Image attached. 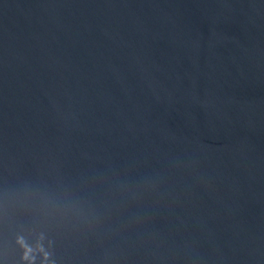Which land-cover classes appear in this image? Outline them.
<instances>
[{
	"label": "water",
	"instance_id": "95a60500",
	"mask_svg": "<svg viewBox=\"0 0 264 264\" xmlns=\"http://www.w3.org/2000/svg\"><path fill=\"white\" fill-rule=\"evenodd\" d=\"M0 264H264V0H0Z\"/></svg>",
	"mask_w": 264,
	"mask_h": 264
}]
</instances>
